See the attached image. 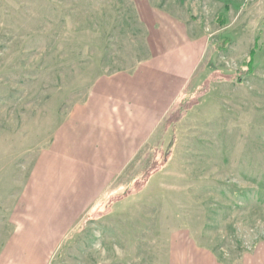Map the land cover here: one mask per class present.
Wrapping results in <instances>:
<instances>
[{
  "label": "rangeland",
  "instance_id": "rangeland-1",
  "mask_svg": "<svg viewBox=\"0 0 264 264\" xmlns=\"http://www.w3.org/2000/svg\"><path fill=\"white\" fill-rule=\"evenodd\" d=\"M152 14L203 47L182 112L50 264H241L264 244V0H0V220L70 108L148 58Z\"/></svg>",
  "mask_w": 264,
  "mask_h": 264
},
{
  "label": "crops",
  "instance_id": "crops-1",
  "mask_svg": "<svg viewBox=\"0 0 264 264\" xmlns=\"http://www.w3.org/2000/svg\"><path fill=\"white\" fill-rule=\"evenodd\" d=\"M151 16L143 20L148 58L99 78L49 145L24 165L22 190L0 220V264H50L76 223L150 144L192 81L203 57L201 41L183 22ZM194 252L196 264L204 254ZM241 264H264V244Z\"/></svg>",
  "mask_w": 264,
  "mask_h": 264
},
{
  "label": "trees",
  "instance_id": "trees-1",
  "mask_svg": "<svg viewBox=\"0 0 264 264\" xmlns=\"http://www.w3.org/2000/svg\"><path fill=\"white\" fill-rule=\"evenodd\" d=\"M261 43V38H260V36H258V38L256 39V43H255V48L251 51V53H250V57H249V62L247 63V68L248 69H250V70H252L253 71V69H254V64H255V58H256V55H257V47L259 46V44ZM243 75L241 74L240 75V77H239V79H242L243 77H242ZM179 110V112H182V109H181V107H173L172 108V110L169 112V114L167 115V117L168 116H171V117H173V115L175 114H172V115H170V113L172 112V111H175V112H177ZM166 128H168V127H166ZM165 131V129H163V131L162 130H160V132H164Z\"/></svg>",
  "mask_w": 264,
  "mask_h": 264
}]
</instances>
